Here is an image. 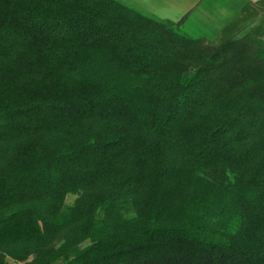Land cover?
<instances>
[{"label": "trees", "instance_id": "16d2710c", "mask_svg": "<svg viewBox=\"0 0 264 264\" xmlns=\"http://www.w3.org/2000/svg\"><path fill=\"white\" fill-rule=\"evenodd\" d=\"M179 25L0 0V264H264V38Z\"/></svg>", "mask_w": 264, "mask_h": 264}, {"label": "crops", "instance_id": "0c3cea01", "mask_svg": "<svg viewBox=\"0 0 264 264\" xmlns=\"http://www.w3.org/2000/svg\"><path fill=\"white\" fill-rule=\"evenodd\" d=\"M160 20L180 22L182 32L196 38L220 37L246 8L262 0H119Z\"/></svg>", "mask_w": 264, "mask_h": 264}, {"label": "rangeland", "instance_id": "374dc122", "mask_svg": "<svg viewBox=\"0 0 264 264\" xmlns=\"http://www.w3.org/2000/svg\"><path fill=\"white\" fill-rule=\"evenodd\" d=\"M246 33L252 35L261 33L264 38V0L248 6L240 18L225 31V36H242ZM212 41L219 44L223 38L220 36ZM74 199L75 195L67 196L69 203Z\"/></svg>", "mask_w": 264, "mask_h": 264}]
</instances>
